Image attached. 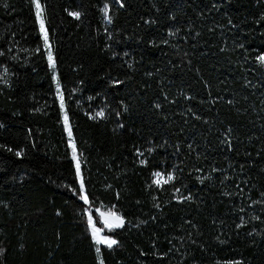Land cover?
Instances as JSON below:
<instances>
[{
	"label": "trees",
	"instance_id": "obj_1",
	"mask_svg": "<svg viewBox=\"0 0 264 264\" xmlns=\"http://www.w3.org/2000/svg\"><path fill=\"white\" fill-rule=\"evenodd\" d=\"M40 1L60 90L0 0V264H264V0Z\"/></svg>",
	"mask_w": 264,
	"mask_h": 264
},
{
	"label": "rangeland",
	"instance_id": "obj_2",
	"mask_svg": "<svg viewBox=\"0 0 264 264\" xmlns=\"http://www.w3.org/2000/svg\"><path fill=\"white\" fill-rule=\"evenodd\" d=\"M39 4L41 5V9H42V19H43V21H44V29H43V31L44 32H46L47 33V36H48V43L47 44H45V42H44V47H45V50H46V53L45 54H47V57H48V61H49V56H48V52H49V49L51 50V53L53 52V48H52V45H51V42H50V40H49V35H48V29H46L47 28V24H46V20H45V17H44V10H43V5L41 4V1L39 0ZM35 9H36V7H35ZM36 17H37V14H36ZM38 19V18H37ZM38 24H39V29H40V31H41V33H42V30H41V26H40V20L38 19ZM42 35H43V33H42ZM44 38V37H43ZM52 58H53V60H54V54H52ZM50 64V63H49ZM54 64L56 65V63H55V60H54ZM51 67V69H52V72H53V76H54V80H55V82H56V84H57V81L59 82V74H58V70H57V66H55L54 68L52 67V66H50ZM59 90H60V84H59ZM58 90V91H59ZM59 96L60 97H62L61 96V92L59 91ZM64 102H63V100H62V98H61V101H60V103L59 104H61V110H62V120H63V123H64V126H65V128L64 129H66V131H67V133H68V135H69V137H70V144H71V147H72V153H73V156H75V160H76V164L77 165H81V157H80V155L78 154V152H77V148H76V143H75V141H73L74 140V138H73V133H72V129L70 128L71 127V124H70V122H69V118H68V116H67V112H66V109H65V105L63 104ZM63 105V106H62ZM70 133V134H69ZM76 165V166H77ZM158 173H160L161 174V176H156V178H157V180L158 181H163V180H165V178H166V176L165 175H162L163 173H161V172H158ZM79 175H80V166H79ZM80 179H81V175H80ZM85 195V194H84ZM97 210V212H99V215H100V217H101V221L104 223V219L107 217V215L109 214V213H115V212H113V211H107V210H102V209H99V208H97L96 209ZM101 213H104L105 214V216H101ZM116 214V213H115ZM117 216H119V217H121L120 215H118V214H116ZM88 216H91V218H92V223L90 224V228H91V230H92V225L94 224L95 225V220H94V217L92 216V215H88ZM122 218V221H123V223H124V219H123V217H121ZM122 223V224H123ZM104 225H105V223H104ZM106 226V225H105ZM95 227L97 228V229H99L100 231H99V236L100 237H107V238H109V239H113V240H115L116 241V239L114 238V237H112V236H109V235H107V234H105L104 233V230L102 229V228H100V227H98L97 225H95ZM108 227V226H107ZM92 234H93V232H92ZM94 238V237H93ZM95 240V242H96V239H94ZM101 244H103V243H101ZM97 245H99V244H97ZM103 245H106V244H103Z\"/></svg>",
	"mask_w": 264,
	"mask_h": 264
},
{
	"label": "snow or ice",
	"instance_id": "obj_3",
	"mask_svg": "<svg viewBox=\"0 0 264 264\" xmlns=\"http://www.w3.org/2000/svg\"><path fill=\"white\" fill-rule=\"evenodd\" d=\"M33 2L35 3V7H36V14H37V18L40 20V26H41V30H42V33H43V37H44V42L45 44L48 43V36H47V33L43 31L44 29V21L42 19V9H41V5L39 4V0H33ZM105 12H107V8H105ZM70 15H73L77 18H79V13H70ZM2 54V53H0ZM48 56H49V63H50V66H52L53 68L55 67V64H54V60L52 58V53H51V50L49 49V52H48ZM259 61L262 65H264V55L260 56L259 58ZM57 89H59V82L57 81ZM63 106V105H62ZM98 116H102L103 113H97ZM70 134V133H69ZM74 159H75V156H74ZM77 171L79 172V165H77ZM155 176H161L160 173H154ZM173 177L171 175L168 176V180L167 181H163V182H168L172 179ZM157 183H161V181H157ZM81 190H83V183H81ZM81 199H83L85 202H87V196L86 195H82L81 196ZM101 216H105L104 213H101ZM89 223L91 224L92 223V218L91 216H89ZM104 223L106 226H108L109 228H115V227H121L122 226V218L117 216L115 213H109L107 215V217L104 219ZM99 229H97L95 227V225L93 224L92 225V232H93V237L94 239H96V243L97 244H106L109 248H111L113 245H115L117 243V241L113 240V239H109L107 237H100L99 236ZM99 248H97V251L99 252Z\"/></svg>",
	"mask_w": 264,
	"mask_h": 264
}]
</instances>
